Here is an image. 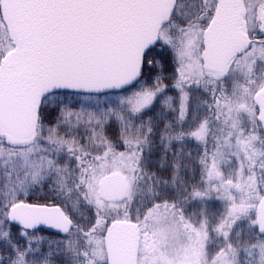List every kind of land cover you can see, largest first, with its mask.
I'll return each mask as SVG.
<instances>
[{"label":"snow or ice","instance_id":"obj_1","mask_svg":"<svg viewBox=\"0 0 264 264\" xmlns=\"http://www.w3.org/2000/svg\"><path fill=\"white\" fill-rule=\"evenodd\" d=\"M0 264H264V0H0Z\"/></svg>","mask_w":264,"mask_h":264}]
</instances>
